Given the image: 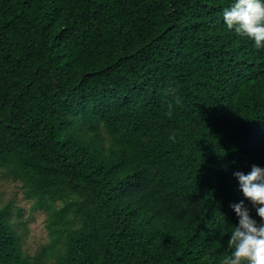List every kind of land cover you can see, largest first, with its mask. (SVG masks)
<instances>
[{"label":"trees","instance_id":"1","mask_svg":"<svg viewBox=\"0 0 264 264\" xmlns=\"http://www.w3.org/2000/svg\"><path fill=\"white\" fill-rule=\"evenodd\" d=\"M234 2L0 0V167L51 240L26 254L0 207V264L230 255L231 205L259 222L233 173L264 168V48Z\"/></svg>","mask_w":264,"mask_h":264},{"label":"clouds","instance_id":"2","mask_svg":"<svg viewBox=\"0 0 264 264\" xmlns=\"http://www.w3.org/2000/svg\"><path fill=\"white\" fill-rule=\"evenodd\" d=\"M223 20L229 30L254 41L256 49L264 48V0H235L223 10ZM179 98L176 103L179 104ZM171 116V103L168 105ZM169 139L175 140V134ZM240 191L255 209L259 222L251 215L244 201L231 205L238 217L227 241L230 255L221 264H264V168L253 165L249 173H233Z\"/></svg>","mask_w":264,"mask_h":264},{"label":"rangeland","instance_id":"3","mask_svg":"<svg viewBox=\"0 0 264 264\" xmlns=\"http://www.w3.org/2000/svg\"><path fill=\"white\" fill-rule=\"evenodd\" d=\"M19 180L0 167V207H8L14 228L21 236L22 248L30 256L41 255L51 245L46 228V209H34Z\"/></svg>","mask_w":264,"mask_h":264}]
</instances>
